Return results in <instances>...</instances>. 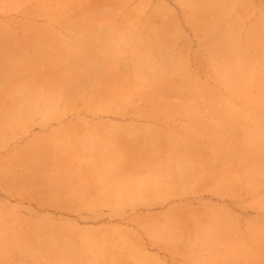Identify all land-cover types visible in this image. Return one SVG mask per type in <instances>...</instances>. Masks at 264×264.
I'll use <instances>...</instances> for the list:
<instances>
[{"label":"rangeland","instance_id":"rangeland-1","mask_svg":"<svg viewBox=\"0 0 264 264\" xmlns=\"http://www.w3.org/2000/svg\"><path fill=\"white\" fill-rule=\"evenodd\" d=\"M204 8L0 0V264H264V0Z\"/></svg>","mask_w":264,"mask_h":264},{"label":"bare ground","instance_id":"bare-ground-1","mask_svg":"<svg viewBox=\"0 0 264 264\" xmlns=\"http://www.w3.org/2000/svg\"><path fill=\"white\" fill-rule=\"evenodd\" d=\"M189 2V1H187ZM222 2V0H202V4L206 7H211V8H217L219 6V4ZM204 8V9H205ZM219 45H222V41L218 42ZM244 60V59H243ZM242 64V62H241ZM244 64H245V60H244ZM169 64L168 63H164L162 65H159L158 68L156 69L157 71V76L161 79H164L165 77H167L168 72L166 71V69H168ZM244 67V66H243ZM235 74H237L235 72ZM263 78V77H262ZM236 81V80H235ZM242 82V78L239 77V81H237V83H241ZM82 82H77L75 84H73L71 90H70V94H75L78 90V88H80L82 86ZM230 85H234V83H231ZM62 102H65V100H62L61 98H57V97H53V98H47L44 101V105L42 106L40 112L43 116L45 117H49L52 115H55L59 112L60 109H62V105H60V103L62 104ZM72 104V103H71ZM67 105V104H66ZM249 106H252V104H248ZM18 109H22V110H28L31 109V111L33 112L35 110L34 107V102L33 99H27L25 100L22 105L17 106ZM2 121V126L6 125L8 123V120H1ZM9 124V123H8ZM10 125V124H9ZM8 125V126H9ZM248 131L245 132V136L246 138L243 141V146L246 149H251V150H256V151H263L264 150V129H261L256 123L254 125H249L248 126ZM4 128V127H2ZM14 130V129H13ZM10 131L11 133L13 132ZM4 133H9L7 131L4 130ZM235 135V133H234ZM231 148V145L228 143H220L219 147L214 146V149L216 151L219 150H224V149H229ZM175 156V155H174ZM177 158V156H175ZM190 157V156H188ZM186 158V157H185ZM184 158V159H185ZM171 159H174V157L171 155ZM188 168L183 166L180 168V174L179 177L184 176V174H186L188 171ZM154 176H150L148 178V182L146 183L147 185L145 187H142L141 184L138 182V186H134V182H132L131 184L128 183L126 184L123 188L125 190V192H133L135 190H142L143 192H148L150 191V188L153 190H155L156 188H158L159 190L163 191L165 190L164 185L162 184H158L157 179H156V174L153 173ZM255 180L254 179H250L249 180V184H255ZM106 187V185H104ZM131 196V194H129L128 196H126V194H121L120 195V199L121 202L126 201L129 197ZM142 196H149L148 194H143ZM114 197H111L110 195H106V196H102L101 198H99L101 201L103 202H110L111 199H113ZM6 229V226L3 224H0V231L3 232ZM165 229H160L158 231H163L164 232ZM168 228L165 230V232H168ZM254 238L256 241H258V237L256 235V233L254 232ZM88 243V242H87ZM136 259H135V263L134 264H145L143 258V254L140 253L139 251H137L136 253ZM91 264H102L99 261L95 260L93 261ZM103 264H110L107 261H104Z\"/></svg>","mask_w":264,"mask_h":264}]
</instances>
